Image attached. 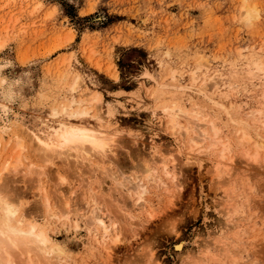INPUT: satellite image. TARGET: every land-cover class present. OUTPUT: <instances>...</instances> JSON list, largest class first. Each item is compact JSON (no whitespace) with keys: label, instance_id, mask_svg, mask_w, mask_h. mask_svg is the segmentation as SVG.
Instances as JSON below:
<instances>
[{"label":"rangeland","instance_id":"374dc122","mask_svg":"<svg viewBox=\"0 0 264 264\" xmlns=\"http://www.w3.org/2000/svg\"><path fill=\"white\" fill-rule=\"evenodd\" d=\"M247 1L259 10L248 25L238 20L242 0H0V39L5 40L0 70L6 80L0 93V127L6 136L16 122L31 124L45 115L50 97L39 96H57L51 81L65 77L61 84L66 87L78 73L90 88L86 95L96 92L101 97L97 109L107 113L109 130L121 139L114 145L111 167L124 174L115 180L90 161L77 168L73 158L66 166L57 161L44 166L48 176L41 182L51 202L52 191L59 188V197L71 195V207L78 209L69 223L53 220L45 225L39 220L68 264H151L146 257L150 249L158 259L153 264H194L192 259L203 254L204 262L197 259V264H264V161L262 154L256 162L242 156L243 144L234 143L238 134L229 121L254 111L261 101V83L248 75L247 65L264 64V0ZM68 36L72 39L67 41ZM199 58L205 59L199 72L208 77L203 87L200 79L192 81L188 75ZM209 72L216 73L213 79ZM212 81L220 82L212 88ZM171 102L185 110L195 105L202 115L219 113L220 105L227 110L229 115L221 113L218 125L221 136L230 140L235 169L241 170L234 175L241 177L227 182L226 172L213 173L217 149L203 144L204 149L190 152L182 139H173L160 112ZM254 131L264 133V124ZM164 147L174 155L179 194L170 206L157 171L147 187L148 202L138 207L129 186L133 180H123L122 186L116 182L132 176L134 166ZM35 155L28 159L43 165ZM17 175L12 185L24 194L27 206H35L34 174ZM87 196L96 197L107 223L117 220L114 227L121 240L109 258L87 233L85 220L94 204ZM112 198L122 203L108 202ZM219 239L225 243L223 251L216 246ZM180 242L182 248H175Z\"/></svg>","mask_w":264,"mask_h":264},{"label":"bare ground","instance_id":"6f19581e","mask_svg":"<svg viewBox=\"0 0 264 264\" xmlns=\"http://www.w3.org/2000/svg\"><path fill=\"white\" fill-rule=\"evenodd\" d=\"M38 6H40L39 1L36 4L37 9ZM239 7L240 11L238 20H240V22L242 20L243 24L245 23L248 25L252 22V20L258 18L259 10L256 5L249 4L247 0H242ZM33 10H36L35 7ZM71 39L72 36H68L67 41ZM4 41L5 40L0 39V49L5 45ZM88 58H91V56ZM195 62H193V64ZM204 63L205 59L199 58L194 66H192V68L188 71L189 78L192 81L200 79V85L202 87L206 85V80H208L206 79L208 77L199 72L200 69L204 67ZM107 69H109V67H107ZM207 69L208 71L213 70H209V68ZM58 73L60 72L58 71ZM247 73L252 77V79L256 78V80L261 83L262 89L261 92H259V97L261 99L258 103L259 107L257 106L254 111L247 112L238 118L232 119L229 117V121L233 123L235 132L238 134L234 143L243 144L242 156L248 157L250 161L256 162L258 161L259 154H262L264 161V133L254 131L252 134L253 129L258 130L260 126L264 124V64L263 66L258 63H254L253 65L248 64ZM61 74L65 75L63 73ZM207 75H209L211 79L214 78L210 72ZM218 76L220 75L218 74ZM112 77L116 79L115 75ZM64 78L61 77L62 80ZM61 79L60 81L57 79H54L55 82L54 80L51 81L53 82L57 96L51 97L50 94L46 95L47 92L40 93V96L38 95L40 98L42 97V99L45 100L50 97L49 100L47 99L49 102L46 113L38 122L31 124L16 122V125L12 127V134H8V136H6L5 130H2L0 127V264H68L65 252L61 246L54 242L50 237L47 228L48 226L46 227L45 225L46 222L53 220L55 222H61V220H64L69 223L71 214L76 212L78 209H76L77 206H75V208H73V206L71 207L69 201V197L71 195L68 199H64L63 194L59 197V192L56 193L59 188L54 189V186L52 187L50 185L51 188L56 190L52 191L55 194L53 193L54 196L51 194L52 199L54 197V200L51 202L50 197L47 194V190L41 182V177L43 175L46 177L48 176L46 175L47 171L45 172L44 166L50 168L51 165H55L56 161L66 166L68 162L70 163L69 158H73V165H75L76 168L79 167V165H84V163L91 164L88 163L90 161L95 164L96 168L97 166L100 167L106 177H110L113 180L120 177L119 175L124 174V172H118L117 170H114L115 168L112 169L111 167L112 156L115 158L114 155H112V153L114 154V145L116 140H119L120 138L116 137V133H114L116 130L113 129V132L109 130L110 126L108 124L107 113L97 109L98 105L101 104V97L96 92L93 96L86 95L88 94V90H90V88L87 86V83L81 74L75 73L72 75L66 87L62 86L64 83L61 84ZM5 81L6 80L1 75L0 70V93H2V88L5 86ZM217 82L218 81H212L211 87L215 88ZM53 85H51V87H53ZM231 86L232 88H235L236 84ZM81 87H85V89L80 90ZM61 91H63L62 95H58V92ZM235 92L237 91L235 90ZM194 106L191 108L189 107V110H185L177 103L171 102L164 104L161 107L160 112L165 119V124L169 133L172 137H174L173 139H182L190 152L199 151L204 149V147L208 150L212 148L217 149L216 158L218 157V159L216 160V163H213L212 165L213 173L215 172V174L218 175L221 172H226L228 176L227 182H229L233 176L241 177L237 174L234 175V173L238 171L240 172L241 170H239V168L235 169L233 156H230V140L227 139L226 134L223 136L224 138L226 137V140H223L220 126L218 125V118L220 119L222 114L227 116L229 113L222 105H220L219 113L211 111L206 115H202ZM203 144H205L204 147ZM249 150H251V152ZM32 152L40 156L39 159H42V161H38H41L43 165L37 164L35 163L36 161L28 159L32 156ZM159 161L161 163L159 164L160 166L157 165V162ZM175 163L174 155L171 150L165 147L164 149L159 148V150H156V154L150 157L148 161L142 163L141 166H134L137 170L132 176H123L122 181L118 182L117 180V182H115L118 186H122L119 185V183L123 184V180L127 178H130L131 182L133 180L132 184L129 185L130 187L132 186V189H130L133 190L131 196L134 198L133 201H135V203H139L135 205L143 207L148 202L146 192L148 190L147 187L150 184V180L153 179L154 174L159 171L163 176V180H158V183L166 185V190L170 195L168 203L172 206L174 204L175 197L178 196V191H180L179 189L181 188V183L178 179L179 173L175 172ZM105 164H107V166H105ZM24 172L29 176L34 174L30 180L33 182L36 181V183L34 182V188L37 189H35L37 192H35L36 194L34 195H37V203L35 206H27V204H25L24 199L26 198L24 197V194H22L21 191L16 190L15 186L12 185V182H14L13 177L18 176L17 174L20 173L23 174ZM238 174L240 175L241 173ZM56 176L59 175L56 174ZM46 177H44V179ZM59 179L64 180L62 177H59ZM130 179L128 180L130 181ZM223 185L226 186L225 184ZM93 186L95 187V185ZM96 186L97 188L101 187L98 185ZM126 187H124V189H126ZM127 190L129 191V188ZM72 192L73 191L70 193ZM102 192L103 191L101 190L99 191L100 194H103ZM95 195L97 199L101 196L100 195L98 197V194ZM96 197H89L91 200L90 202L94 204L89 211L90 214H88L85 220L88 231L87 233L91 238L92 243L98 247H102L101 249H103L104 253L109 258L114 248L118 247L117 245L120 242L121 237L119 232H117L114 227V223H117V220H115L116 222H106L104 214L106 215L107 213L102 212L101 207L99 206L100 204L97 205L98 203H96ZM55 198L57 201H55ZM112 199L114 202H112V200L108 202L119 205L122 203H118L116 198ZM85 204L84 206L86 207L87 204ZM119 205L118 210L120 209ZM82 206L83 205H79L81 209H84L85 207ZM55 207L58 210H56ZM122 210L124 212L127 211V209L123 207ZM119 211H121V209ZM132 212H130V214ZM153 217L154 214L149 212L148 218ZM39 220H42L43 223L45 222V225L40 223ZM149 220H146V222ZM73 223V228L77 229L78 225L76 221ZM210 242L214 243L213 241H209V243ZM216 242V246L223 251V249H225L224 241L219 239ZM209 243H204L203 247H207ZM175 248L181 249L182 242L176 245ZM147 252L148 255L146 257L150 263L152 262L151 264L158 262L157 257L154 255V250L150 249ZM205 256L206 255L203 254L197 259H200V262H204ZM197 259L196 256L195 259H192L196 260L194 264L198 263ZM189 261L190 260L186 263L189 264Z\"/></svg>","mask_w":264,"mask_h":264}]
</instances>
